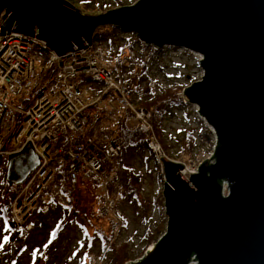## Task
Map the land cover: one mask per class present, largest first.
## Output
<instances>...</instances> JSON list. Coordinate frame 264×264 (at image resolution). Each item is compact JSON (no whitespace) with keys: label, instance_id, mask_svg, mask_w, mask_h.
Returning a JSON list of instances; mask_svg holds the SVG:
<instances>
[{"label":"water","instance_id":"water-1","mask_svg":"<svg viewBox=\"0 0 264 264\" xmlns=\"http://www.w3.org/2000/svg\"><path fill=\"white\" fill-rule=\"evenodd\" d=\"M2 13L1 36L36 37L59 57L105 27L202 55L203 76L184 99L216 132L215 162L188 173L162 160L166 230L125 264H264V0H138L92 15L64 0H0ZM38 164L26 144L9 156L6 183L20 185Z\"/></svg>","mask_w":264,"mask_h":264},{"label":"built area","instance_id":"built-area-1","mask_svg":"<svg viewBox=\"0 0 264 264\" xmlns=\"http://www.w3.org/2000/svg\"><path fill=\"white\" fill-rule=\"evenodd\" d=\"M127 46V57L115 68L113 58L120 47ZM42 50L46 51V46L36 37L15 33L0 36V159L6 160L23 144L30 143L40 161L15 195L9 220L28 232L32 225H27L26 220L33 218L37 222L34 217L38 212L46 217L58 213L66 204L64 190L74 187L81 177L99 184V216L119 222L121 148L110 125L116 106L130 109L148 136L150 149L156 156H163L153 132L151 113L136 106L145 96L132 78L137 66H150L164 59L166 52L130 34L123 35L122 40L93 41L86 49L64 57ZM171 54L189 59L198 69L203 60L200 54ZM150 87L155 88L153 82ZM96 103L103 107L104 119L83 138V112ZM191 107L197 147L183 169L197 173L203 161L215 152L218 140L214 128L199 114L198 106ZM223 194L226 196L225 191Z\"/></svg>","mask_w":264,"mask_h":264},{"label":"rangeland","instance_id":"rangeland-1","mask_svg":"<svg viewBox=\"0 0 264 264\" xmlns=\"http://www.w3.org/2000/svg\"><path fill=\"white\" fill-rule=\"evenodd\" d=\"M64 1L79 10L82 8L78 5L88 4L89 10L84 14L92 15L100 10L102 12L103 9L129 6L138 0ZM3 16L2 13L0 18L3 19ZM106 31L110 34L115 33V29L111 27L97 30L101 34ZM117 38L118 36H115L112 39L117 40ZM125 44L123 42L122 46ZM171 52L170 50L166 52L165 58L161 59L160 64H154L151 68L145 66L143 69H147V72L138 82L143 84L150 78L149 70L162 76L160 78L163 88L160 89L161 91L167 88L189 86L192 82L201 80L203 76L201 69L195 67L189 59L172 55ZM146 96L147 102L150 103L153 95L148 92ZM192 112L194 109L189 106L186 110L185 108L184 110H170V113H164L161 117L157 130L166 147V149L163 148V151L167 161L182 163L184 160V155L181 152L184 136L193 133L192 130L197 128L193 123ZM194 150L195 148L192 153ZM123 159L121 180L123 183L122 202L125 211L124 227L118 229L113 242L116 246L127 245L130 261H135L145 253L147 233H160L159 237L163 235L166 230L167 216L162 199V179L157 172L159 166L156 156L150 154L143 146H138L132 150L124 151ZM183 164L186 165V163ZM128 173L139 177L134 189L127 184ZM3 182L4 172L0 170V195ZM221 184L223 191L227 192V182L222 181ZM89 204L90 202L86 204L87 208ZM93 208L96 206L93 205ZM72 211L77 210L74 208L68 210L67 207L59 212L53 220L40 221V228L25 236L20 231H10L7 227L8 218L4 219L0 213V264H108L111 253L107 252L106 256L100 258L104 248L103 244L98 239L89 241L92 229L85 221L81 211L76 213L75 218L72 217ZM91 256L97 260L95 263H90Z\"/></svg>","mask_w":264,"mask_h":264},{"label":"trees","instance_id":"trees-1","mask_svg":"<svg viewBox=\"0 0 264 264\" xmlns=\"http://www.w3.org/2000/svg\"><path fill=\"white\" fill-rule=\"evenodd\" d=\"M88 4H80L78 7H81L80 11L84 14L88 11ZM79 10V9H78ZM103 9L102 11H105ZM95 12V11H94ZM98 12H101L98 11ZM95 12L94 14L98 13ZM123 32L121 30H116V32ZM96 37L99 39L103 37L101 33L96 34ZM177 89H181L180 87H176L175 90L165 91L160 97L154 98L153 103H146L143 105L146 109H154V113L161 118L164 113L170 112L172 109H182L184 108V104L181 100H178L175 97V91ZM163 100H169L166 103H163ZM157 102L160 105H157ZM85 118L87 119L86 133L91 130V127L95 120L100 117V110L97 107L88 108L85 113ZM114 135L121 145L124 151L132 150L138 146H143L146 150L147 147L145 145V137L140 132L138 127L132 122V116L127 110H120L118 116V123L114 127ZM161 144L163 148L166 149L165 144L162 140ZM195 147V139L192 134H186L184 136L183 144H182V155H184V159L189 157ZM139 181V177L136 175H132V173H128L127 175V184L132 189H134L135 183ZM17 187L8 186L5 183L4 188L2 190V194L0 195V213L5 215L8 212L10 201L12 200L13 194L16 191ZM97 194V186L93 183L82 182L80 181L77 187L73 191H69L67 193V202H68V210L74 208L77 211H72V217H76V213L81 211L82 216L85 218V221L89 224L92 229V236L89 238V241L98 239L103 246L108 245V252L111 253L108 264H125L130 261L129 252L127 250V245L122 244L116 246L113 242L114 239V225L110 220L99 219L96 215V208H93V205H97L98 201ZM89 200V201H88ZM90 202L88 208L86 204ZM85 207V208H84ZM84 209V210H83ZM160 234V233H159ZM159 234L157 233H147L146 236V246L148 247L150 244L156 242L159 238ZM142 253V252H141Z\"/></svg>","mask_w":264,"mask_h":264},{"label":"bare ground","instance_id":"bare-ground-1","mask_svg":"<svg viewBox=\"0 0 264 264\" xmlns=\"http://www.w3.org/2000/svg\"><path fill=\"white\" fill-rule=\"evenodd\" d=\"M134 5H135V4H134ZM134 5H133V6H134ZM1 20H2V19H1ZM197 82H198V81H197ZM216 148H217V146H216ZM215 152H216V150H215ZM215 152L213 153V155H212L208 160H205V161H209L210 164H211V161H214V162H215V160L213 159V157L215 156ZM205 161H203V163H204ZM203 163H202V164H203ZM202 164H201V165H202ZM201 165H200V166H201ZM200 166H199V167H200ZM198 170H199V169H198ZM227 188H228V185H227ZM191 264H196V263L194 262V263H191Z\"/></svg>","mask_w":264,"mask_h":264}]
</instances>
